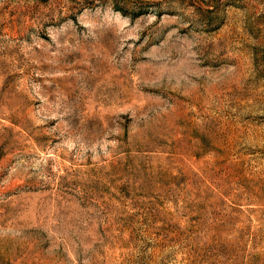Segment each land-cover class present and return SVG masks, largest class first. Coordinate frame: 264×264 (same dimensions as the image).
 I'll return each instance as SVG.
<instances>
[{
    "label": "rangeland",
    "instance_id": "1",
    "mask_svg": "<svg viewBox=\"0 0 264 264\" xmlns=\"http://www.w3.org/2000/svg\"><path fill=\"white\" fill-rule=\"evenodd\" d=\"M0 264H264V0H0Z\"/></svg>",
    "mask_w": 264,
    "mask_h": 264
}]
</instances>
